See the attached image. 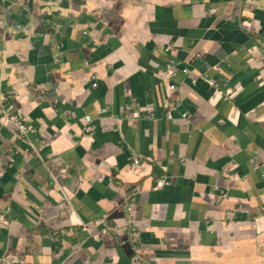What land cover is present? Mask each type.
<instances>
[{
	"label": "crops",
	"instance_id": "crops-1",
	"mask_svg": "<svg viewBox=\"0 0 264 264\" xmlns=\"http://www.w3.org/2000/svg\"><path fill=\"white\" fill-rule=\"evenodd\" d=\"M0 91V264H264V0H0Z\"/></svg>",
	"mask_w": 264,
	"mask_h": 264
},
{
	"label": "water",
	"instance_id": "water-1",
	"mask_svg": "<svg viewBox=\"0 0 264 264\" xmlns=\"http://www.w3.org/2000/svg\"><path fill=\"white\" fill-rule=\"evenodd\" d=\"M52 1V0H51ZM124 3V2H123ZM113 12H114V16L115 17H119V18H123L125 17L124 13H123V9H115L113 7ZM110 13H107L104 16H100L97 13H92L90 16V19L86 20L87 17V13H81L79 16L76 17V26L74 28L85 32L86 30H88L87 28H89V36H90V40L93 41L96 40L98 43H100L101 45L105 46V42L106 41H112L111 40V30H109V26L111 27L110 24H115L112 21H109L108 15ZM11 34L15 37V39H19L21 41H23L28 35L26 33H23L22 31H19L17 29L11 28ZM92 31V33L90 32ZM87 33V32H86ZM86 33H84L86 35ZM56 34H53L52 36H54ZM57 37V36H56ZM52 40V38H51ZM55 42H57L55 40ZM57 47L55 48L58 52V48L60 49V45H56ZM261 110H264V108H262ZM87 118V117H86ZM90 119V118H89Z\"/></svg>",
	"mask_w": 264,
	"mask_h": 264
},
{
	"label": "built area",
	"instance_id": "built-area-1",
	"mask_svg": "<svg viewBox=\"0 0 264 264\" xmlns=\"http://www.w3.org/2000/svg\"><path fill=\"white\" fill-rule=\"evenodd\" d=\"M211 11H212V13H214L215 12V9H213ZM166 69L168 71H170L172 74H175L176 73V71H174V63L171 62V61L168 62V64L166 65ZM181 73L184 74V75H187L189 73V70L188 69H182L181 70ZM14 94L15 93L13 91L10 92V93H2L0 91V112H2L3 109L5 108V104L8 102V99L10 98V96L11 95H14ZM90 121L91 120L87 117L86 118V122L89 123ZM12 123H13L15 129L17 130V132H18V134L20 136H28L32 132V130L29 127H27L25 124H23L22 121H21V119H19L17 117H14L12 119ZM137 162H138V160L135 159L134 160V163H137ZM165 185H167V181L165 179L158 178L156 180V184H155L156 187H161V186H165ZM127 210L130 211L131 210V207H128ZM93 225L96 226V227L97 226H100L101 227L100 232L102 234H105L107 232V228L108 227H107L104 219H95L92 222L91 226H93ZM82 230L84 232L89 231V226L88 225L83 226Z\"/></svg>",
	"mask_w": 264,
	"mask_h": 264
}]
</instances>
